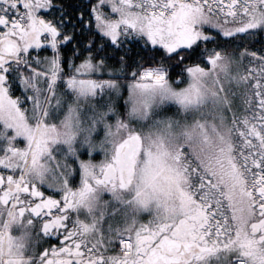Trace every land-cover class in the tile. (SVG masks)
Here are the masks:
<instances>
[{
  "label": "snow or ice",
  "instance_id": "1",
  "mask_svg": "<svg viewBox=\"0 0 264 264\" xmlns=\"http://www.w3.org/2000/svg\"><path fill=\"white\" fill-rule=\"evenodd\" d=\"M0 264H264V0H0Z\"/></svg>",
  "mask_w": 264,
  "mask_h": 264
}]
</instances>
